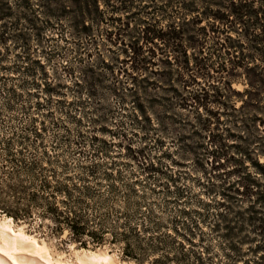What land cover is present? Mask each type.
Here are the masks:
<instances>
[{
	"label": "rangeland",
	"instance_id": "obj_1",
	"mask_svg": "<svg viewBox=\"0 0 264 264\" xmlns=\"http://www.w3.org/2000/svg\"><path fill=\"white\" fill-rule=\"evenodd\" d=\"M98 4L108 15L103 0ZM222 5L227 1L132 0L127 12L116 10L114 15L129 21L126 39L141 31L143 21L157 23L163 31H168L171 23L184 30L182 37L172 42L178 44L175 51L169 41L154 39L148 44L155 50L162 48L156 50L155 72L150 67L145 71L154 84L143 82L132 93L134 104H123L120 94L111 89L117 78L124 79L122 75L72 58L71 48L77 41L73 37L77 36L69 24L74 9L71 0H0V137H8L12 130L22 133L27 137L23 139L25 159L33 154L42 159V166L50 161L54 175L76 177L82 173L88 177L83 207L91 219L89 224L94 222L93 229H97L96 222L103 227L100 239L93 241L87 234L74 235L65 225L57 227L52 217L41 215L39 209L26 218L11 217L15 225L44 241L51 256H67V264H77L74 249L102 248L114 255L116 264H134V259L124 255L129 241L128 252L149 264L161 252L151 251L146 243L176 239L184 244V237L189 236L184 228L193 226L192 248L202 253L206 264H264V228L260 231L258 222L248 220L260 215L248 211L256 195L248 199L234 190L247 170L260 183L258 192L264 191V175L255 166L256 162L264 164V43L250 47L241 25L219 26L206 13ZM63 7L65 14L57 19ZM212 25L225 30L213 32ZM237 33L245 41L241 48L245 55L232 69L230 61L240 56V50L231 47L230 54H221L220 59L215 41L216 36L218 41L227 35L236 39ZM102 35L96 39L101 40ZM23 46L29 48L27 52ZM200 59L209 65L208 74L197 69ZM85 61L92 65L93 57ZM72 64L82 69L74 74L76 83H71L75 77L62 69ZM54 71L59 81H55ZM169 76L174 81L168 82ZM195 76V84L182 89L179 79ZM55 83L60 87L54 90ZM171 83L185 96L199 86L222 88L228 109H221L220 127H226L227 132L222 134L218 168H213L217 162L207 155L214 148L208 136L216 131L215 118L210 117V131L204 130L200 118L207 116L205 109L193 102L184 106ZM217 106L211 102L207 107L215 111ZM130 112L137 124L130 121ZM127 142L133 150L143 149V154L128 156ZM150 161L158 170L146 173L143 168ZM239 189L242 191L241 186ZM63 198L55 199L60 208ZM220 201L226 205H219ZM253 206L252 211H261L260 203ZM4 216L0 210V218ZM164 249L169 255L177 252Z\"/></svg>",
	"mask_w": 264,
	"mask_h": 264
},
{
	"label": "trees",
	"instance_id": "obj_2",
	"mask_svg": "<svg viewBox=\"0 0 264 264\" xmlns=\"http://www.w3.org/2000/svg\"><path fill=\"white\" fill-rule=\"evenodd\" d=\"M71 1L73 2L74 9L72 11L73 18L69 24L71 27V33L73 36H77L73 37L76 38L77 41H74L75 46L71 48V52L74 53L72 58H74V61L90 65V67L94 64H100V66L107 69L108 72H116V76L118 74L122 75L121 78L124 77V79L117 78L115 80L117 81V85L114 81L111 89L115 94H120V99L123 104H127L128 102L134 104V97L132 93L135 91V88L142 87L141 84L143 82L147 85L154 84V82L150 81L149 77L145 75V71L148 67H150L151 72H155L153 66L156 64L154 59L156 56V50L162 48L158 47L155 50V48H153V44H148L153 43L154 39H159L161 42L169 41L170 44L168 42V46L175 51L174 49L178 44L173 46L172 42H177V40L182 37L184 30L180 29V27L176 28L173 23H171L168 25V31H163V27L158 26L157 23L152 24L150 22L143 21V28L141 31L139 33L137 32V35L129 36L130 38L126 39L125 31L129 27V21L125 19L123 20L121 15H114V13L116 10L120 9L127 12L132 0H103L104 5H106L105 10H107L108 15L105 14L103 9H99L98 0ZM226 1L227 5L218 7L212 11V13L210 11H206V13L211 14L214 21H217L218 24H220L219 26L225 25L226 28H230L234 27L235 23L241 25L240 28L242 35L244 38L248 39L250 47L253 46L256 48V45L260 42L264 43V0ZM190 7L191 6L188 5V8ZM62 12H65V7H63L61 12L57 15V19H61V17L65 14H62ZM4 14L7 15L8 13ZM124 18H127L126 15ZM104 23L109 26L104 28L102 26ZM210 28L213 32H221L225 30L224 28H222V30L221 28L218 29V27L213 25ZM101 31H103V33H101ZM99 33L100 35L103 34L101 40L96 39L98 38ZM38 35L39 34H36V36ZM217 38L218 37L216 36L215 44L216 46L219 45V47L215 48V51H217L216 55L220 57V59H222L221 56L230 54L228 49L231 47L240 50V56L236 55V59L233 58L230 61L232 69L238 67L244 59L245 54L242 53L241 48H244L242 44H244L245 41H241L239 34L236 39H231L229 35H227L223 41H218ZM116 44L118 45L115 46ZM22 48L24 50L23 52H27L26 50L29 49L24 46ZM222 48L226 49L222 52ZM105 50L109 52V54H106L104 52ZM170 51L171 50L169 49L167 52ZM184 52L185 49H183V55ZM164 54L167 58V53ZM83 55L85 56L83 57ZM120 56L121 59H119ZM91 57H93L92 65L85 61V59H91ZM228 60H230V58ZM128 61H130L129 66H125ZM66 67H69V70H66ZM196 67H198L197 69H199L202 74H208L207 68L209 65L201 59L196 61ZM217 67H220L221 70L224 69V67L222 65L219 66V64ZM62 69L63 72L65 74L67 73L70 78H72V76L75 77L74 79H71V83H76V80L78 79V77L74 75L75 72L79 74L82 72L81 68L78 69V67L73 64L70 66L63 65ZM59 78L60 77L56 75V72L54 71L55 81H59ZM194 78H196V76L193 78L188 77L187 79L180 78L178 83L182 85L183 89L188 87L190 84H195ZM167 80L168 82L169 80L174 81V78L169 76ZM45 84L49 85L47 82ZM197 84L198 83H196V85ZM171 86V90L181 96L180 100L183 99L181 101H184V103H182L184 106H186L187 103L190 105L192 104L191 102H193L195 105L202 106L205 109V114L207 116L200 118L201 126L204 130H209V126L211 124L210 117L215 118L216 131L211 133L209 130L211 135L208 136L210 142L214 145V148L208 150L207 155L210 154L212 159L217 162L214 164L213 168H218L220 165L218 158L221 154H223L222 147L224 146V138H222V134L224 131L227 132L226 127L224 129L220 127L222 125V122L220 121L222 112L224 109H228L226 107L228 105H225L226 97L222 92V88L212 85L209 90H206L205 86H199L196 89L188 91L189 96H185L183 95L182 90H179V88L177 89V87H173V84ZM57 87H60V83L54 84V90ZM89 87H91V85ZM208 91H211V93H208ZM55 93L57 95L56 91ZM211 102L218 105L215 111L207 107ZM230 108H232V105H230ZM221 109H223V111H221ZM130 114L132 117L130 121L133 122V124H137L135 123V118H133L134 114L131 112ZM123 122L124 121H121L122 129L124 128ZM122 136H124V133H122ZM25 138H27L26 135H22V133L20 134L15 130H12L8 137H5L4 135L0 137L1 212L5 213L9 217L17 219L29 217L32 215L33 210L39 209V213L41 215H48L52 217V219L57 223V227L60 228V226L65 225L74 235H77L78 237H81L83 234H87L93 241L99 240L103 227L102 229L101 225H98V227L96 224L98 222H96L95 225L97 229H93L91 224L94 222L92 221L89 224L91 219L89 218L86 209L83 207V189L89 187L88 177H84L82 173H76V177L73 175H54V170L50 167L52 164L50 161H46L45 163L47 164L42 166V159L33 156V154L30 159H25L23 157L25 152L23 150L26 149V146H24L26 144L23 140ZM127 139L130 141L131 138L127 137ZM125 146L130 152L128 153V156L131 155L132 157L137 158L139 154L143 152V149L133 150L130 142H127V145ZM204 148L205 147H203V149ZM255 166L258 170H260V173L264 175V164L256 162ZM143 170L146 173H153L158 169H156L154 163L150 161L147 163L146 167L143 168ZM90 175L92 176V174ZM254 176L255 175H251L249 171L245 170L244 175L238 178V187L234 190L236 193L247 196L248 199L250 196L256 195L255 201L249 204L248 211L250 210L251 213H260V215L258 217L250 216L248 217V220L258 222L256 229L261 231L264 228V191L258 192V188L261 185ZM94 178L97 179L96 177ZM85 183H87V185H85ZM239 186L242 187V191H239ZM61 195H64V198L60 199V203L63 208H60L55 200ZM255 202L260 203L261 211L251 210L254 208L253 205ZM218 204L223 206L226 205L224 204V201H220ZM226 208L229 209L230 207L226 206ZM219 215L224 216L222 213H219ZM190 224H192V222ZM191 227L186 226L184 228L189 231V236L187 235L188 237H184V241H186L184 244L176 241V239H172L171 241L155 240L154 242L150 241L149 243H146L151 251L161 252V255L151 259L149 264H206V258L202 257V253L195 251L192 248L194 244L192 243L191 238L194 233L191 230ZM141 242V240L138 241V246L142 245ZM129 244L131 243L128 241L125 246L126 251L124 255L134 259V264H142V258L128 252L130 247ZM186 244H188V246H186ZM164 248H169L171 250L174 248L177 252L169 255L167 249ZM231 248L234 250L233 246Z\"/></svg>",
	"mask_w": 264,
	"mask_h": 264
},
{
	"label": "bare ground",
	"instance_id": "obj_3",
	"mask_svg": "<svg viewBox=\"0 0 264 264\" xmlns=\"http://www.w3.org/2000/svg\"><path fill=\"white\" fill-rule=\"evenodd\" d=\"M77 264H116L114 255L102 248L73 251ZM67 257V256H66ZM51 256L44 241L15 225L9 216L0 218V264H67L68 257Z\"/></svg>",
	"mask_w": 264,
	"mask_h": 264
}]
</instances>
